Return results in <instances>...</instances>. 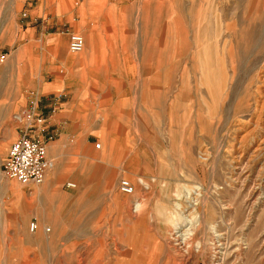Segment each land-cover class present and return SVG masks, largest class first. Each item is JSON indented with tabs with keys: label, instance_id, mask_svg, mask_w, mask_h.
I'll return each mask as SVG.
<instances>
[{
	"label": "rangeland",
	"instance_id": "1",
	"mask_svg": "<svg viewBox=\"0 0 264 264\" xmlns=\"http://www.w3.org/2000/svg\"><path fill=\"white\" fill-rule=\"evenodd\" d=\"M46 41L68 77L143 90L93 105L104 136L127 130L122 149L61 146L43 111L39 136L62 155L24 185L2 163ZM1 53L0 264H264V0H0Z\"/></svg>",
	"mask_w": 264,
	"mask_h": 264
},
{
	"label": "crops",
	"instance_id": "2",
	"mask_svg": "<svg viewBox=\"0 0 264 264\" xmlns=\"http://www.w3.org/2000/svg\"><path fill=\"white\" fill-rule=\"evenodd\" d=\"M13 1V5H14ZM199 9V7H198ZM197 9V12H198ZM43 21V20H42ZM35 27V26H34ZM36 29V27H35ZM172 29V27H171ZM46 34H51L46 31ZM40 35L43 37V30L40 32ZM54 42H45L43 45V50L46 49V65L42 73V80L39 85L34 89V92L38 95V108L40 111L51 112V116L48 120V133H54L55 139L53 141L62 142L61 146H65V143L70 142V138L76 140L80 136H84L83 148L87 153H92L95 151L94 144L99 141L102 143L105 150L108 148H119L122 149V142L125 144L127 139V130L122 132L123 137H117L115 141L112 138V133L107 137L104 136V132L108 134L107 130L103 132L105 125L96 124L94 111L92 110L94 106L103 107L106 109L109 105H115V107L122 109L124 108L123 103L128 102L129 94L139 93L142 88L134 90L130 84L131 80L121 79L119 87L112 86L111 81L112 77L107 76L106 82H99L97 86L92 83L88 84L80 75H76L75 67H72L73 71L71 77H68L69 71L65 73L61 60H63L61 55L49 52V49L54 46ZM61 42V41H60ZM62 42L60 47H62ZM68 47L67 45L65 48ZM81 67V66H80ZM82 67L79 69L81 70ZM128 82V84H126ZM94 85V87H89ZM88 86V87H87ZM60 95V96H59ZM59 96L58 100L54 102V97ZM118 103V106H117ZM101 104V105H99ZM94 105V106H93ZM54 109L52 110L51 108ZM94 120V121H93ZM86 122H89L90 126L84 128ZM112 120H108L107 127L112 125ZM104 127V128H103ZM16 133V131H14ZM117 132V131H116ZM119 139V140H118ZM51 141L47 142V154L52 156L53 145H49ZM74 142V141H72ZM111 143V145H110ZM115 143L116 145H114ZM126 148V147H125ZM80 150V149H79ZM82 157L86 154L80 150ZM62 153L55 154L53 159H56L58 156H61ZM84 155V156H83ZM119 155H117V158ZM57 171V169H56ZM55 171V173H56ZM54 174V171L48 173V175Z\"/></svg>",
	"mask_w": 264,
	"mask_h": 264
},
{
	"label": "built area",
	"instance_id": "3",
	"mask_svg": "<svg viewBox=\"0 0 264 264\" xmlns=\"http://www.w3.org/2000/svg\"><path fill=\"white\" fill-rule=\"evenodd\" d=\"M26 15V12L22 14V16ZM65 31L68 36V51L73 54L81 52L85 44L83 35L75 31ZM6 56L7 53L0 54V63L6 60ZM31 94L33 99L30 101V106L13 115L15 122L18 123L19 134L8 148L6 158L2 163V172L6 178L20 184L39 185L44 181L52 162L47 156L44 137L39 136L41 131H44L42 124L45 121V116L38 108L37 93L33 91ZM59 96L54 97V102L58 100ZM66 186L74 187V184L69 182ZM118 186L120 191L126 194H131L134 191L127 179H120ZM36 229L37 223L32 221L29 224V230L35 231ZM48 230L46 228V231Z\"/></svg>",
	"mask_w": 264,
	"mask_h": 264
},
{
	"label": "bare ground",
	"instance_id": "4",
	"mask_svg": "<svg viewBox=\"0 0 264 264\" xmlns=\"http://www.w3.org/2000/svg\"><path fill=\"white\" fill-rule=\"evenodd\" d=\"M242 20V19H241ZM260 23V22H259ZM253 25V24H252ZM255 33H256V31H255ZM239 38V37H238ZM242 39V38H241ZM239 41H241V40H239ZM247 42V41H246ZM248 44V43H247ZM250 44H248V46H249ZM251 46H252V44H251ZM248 50V49H247ZM246 50V51H247ZM264 138V137H263ZM263 138H262V140H263ZM264 141V140H263ZM264 143V142H263ZM259 144H262L261 142L259 143ZM263 146V145H262Z\"/></svg>",
	"mask_w": 264,
	"mask_h": 264
}]
</instances>
